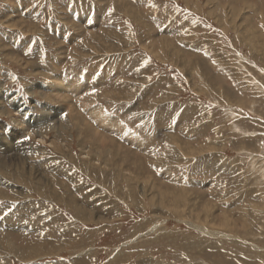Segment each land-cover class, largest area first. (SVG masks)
<instances>
[{"label": "rangeland", "instance_id": "rangeland-1", "mask_svg": "<svg viewBox=\"0 0 264 264\" xmlns=\"http://www.w3.org/2000/svg\"><path fill=\"white\" fill-rule=\"evenodd\" d=\"M0 264H264V0H0Z\"/></svg>", "mask_w": 264, "mask_h": 264}, {"label": "bare ground", "instance_id": "bare-ground-1", "mask_svg": "<svg viewBox=\"0 0 264 264\" xmlns=\"http://www.w3.org/2000/svg\"><path fill=\"white\" fill-rule=\"evenodd\" d=\"M55 38V37H54ZM54 43V42H53ZM72 80V79H71ZM65 82V81H64ZM75 84H76V82H74V81H68V83L67 84H64V83H58V84H56L55 86H54V88L56 89V90H58V91H60L61 89H63V88H74L75 87ZM81 93V92H80ZM57 94V93H56ZM94 115H99V116H101L102 115V110L101 109H94ZM104 116V115H103ZM95 117H97V116H95ZM101 118H102V120L101 121H105V123H107L106 122V119H104V117H102L101 116ZM99 119V118H98ZM111 120V119H110ZM104 123V124H105ZM110 123V124H109ZM106 125V124H105ZM109 125H111V126H116V127H120L121 125L119 124V123H117L116 121H114V120H112V121H110V122H108L107 123V126H109ZM117 128V129H118ZM109 138V137H108ZM104 139V138H103ZM102 139V140H103ZM36 250V249H35Z\"/></svg>", "mask_w": 264, "mask_h": 264}]
</instances>
